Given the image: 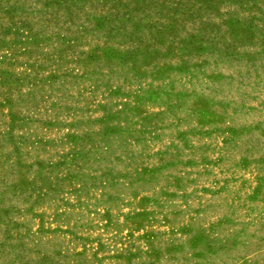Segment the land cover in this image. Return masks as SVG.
Returning <instances> with one entry per match:
<instances>
[{"label": "rangeland", "instance_id": "obj_1", "mask_svg": "<svg viewBox=\"0 0 264 264\" xmlns=\"http://www.w3.org/2000/svg\"><path fill=\"white\" fill-rule=\"evenodd\" d=\"M0 264H264V0H0Z\"/></svg>", "mask_w": 264, "mask_h": 264}]
</instances>
